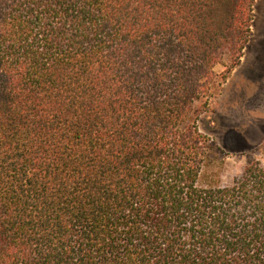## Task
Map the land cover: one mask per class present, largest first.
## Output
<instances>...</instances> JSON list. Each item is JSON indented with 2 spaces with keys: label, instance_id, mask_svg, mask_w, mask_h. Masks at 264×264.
<instances>
[{
  "label": "trees",
  "instance_id": "trees-1",
  "mask_svg": "<svg viewBox=\"0 0 264 264\" xmlns=\"http://www.w3.org/2000/svg\"><path fill=\"white\" fill-rule=\"evenodd\" d=\"M256 1L0 0V264H264V164L197 123Z\"/></svg>",
  "mask_w": 264,
  "mask_h": 264
},
{
  "label": "rangeland",
  "instance_id": "rangeland-1",
  "mask_svg": "<svg viewBox=\"0 0 264 264\" xmlns=\"http://www.w3.org/2000/svg\"><path fill=\"white\" fill-rule=\"evenodd\" d=\"M253 14L241 63L209 99L201 101L208 109L197 121L225 152L223 162L214 167L223 183L239 175L249 158L264 164V0L256 1ZM224 69L221 64L215 68L219 73Z\"/></svg>",
  "mask_w": 264,
  "mask_h": 264
}]
</instances>
